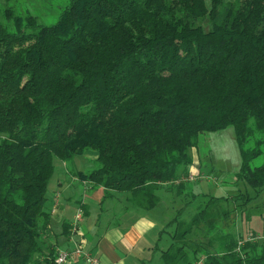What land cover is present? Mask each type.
Masks as SVG:
<instances>
[{
  "label": "trees",
  "instance_id": "1",
  "mask_svg": "<svg viewBox=\"0 0 264 264\" xmlns=\"http://www.w3.org/2000/svg\"><path fill=\"white\" fill-rule=\"evenodd\" d=\"M32 2L56 22L22 0L0 6V264H55L40 242L57 161L96 152L94 170L71 174L103 188L102 204L117 196L145 213L162 185L187 194L190 150L228 127L235 181L251 191L202 195L155 252L164 264H264V237L235 230L264 192V165H252L264 155V0Z\"/></svg>",
  "mask_w": 264,
  "mask_h": 264
},
{
  "label": "crops",
  "instance_id": "2",
  "mask_svg": "<svg viewBox=\"0 0 264 264\" xmlns=\"http://www.w3.org/2000/svg\"><path fill=\"white\" fill-rule=\"evenodd\" d=\"M189 157V173L194 170L202 175L203 164L199 151L191 149ZM69 176L66 175V181L60 177L48 195L46 208L50 222L42 232L40 242L44 253L72 250L82 244L87 252L100 259L101 264L152 263L162 230L157 241L152 233L165 225V222L151 217L159 204L145 213L124 205L117 196L102 204L105 196L103 188L94 189L92 184L82 182L72 174ZM162 186L163 189L171 190L168 185ZM95 203L100 205V212L96 211L97 216L91 221ZM81 206L88 207L87 216ZM78 212H82L83 218L73 231L74 218ZM74 264L84 263L77 259Z\"/></svg>",
  "mask_w": 264,
  "mask_h": 264
},
{
  "label": "rangeland",
  "instance_id": "3",
  "mask_svg": "<svg viewBox=\"0 0 264 264\" xmlns=\"http://www.w3.org/2000/svg\"><path fill=\"white\" fill-rule=\"evenodd\" d=\"M22 1H25V6H28L27 8L30 9L34 15H41L43 23L51 24L56 22L57 13L51 14L50 9L40 6L38 3H33V0ZM0 6L2 8L6 6L5 0H0ZM49 8H52V6ZM199 154L203 164L201 172L202 178L189 181L186 184L187 194L177 195L175 189L166 190L163 188L160 189L158 193L161 201L157 208L153 210L151 217L154 218V220H161V223L165 222V225L152 233V236H156V241L159 238V232L163 230L171 220L178 216V212L181 209L184 210L179 215V220L182 222H190L193 216L198 212L201 203L207 200V198L202 195L207 194L218 198L233 197L240 192L246 193L251 191L246 183H238L235 181V175L239 173L241 168L242 158L233 127L202 135ZM96 158V152L87 151L67 165L57 161L56 173L49 185L48 195L50 196L60 177H62V180L66 181V175L68 177L71 173L73 174L81 171L87 173L94 170ZM252 165L257 167L263 166L264 155L256 159ZM196 172L193 170V173ZM193 195L201 196L193 199ZM252 198L248 207H246L243 212L237 213L236 217L238 220L235 230L240 232L246 239L252 236L250 233L262 239L264 237V192L257 196L254 194ZM98 206H100L98 203L93 205V211L90 217L91 221L97 216V213L100 212ZM96 211L98 212L96 213ZM104 218L105 217H103V220ZM174 231L175 226L168 229V234H161L160 241L157 242L158 248L166 250L171 245V235ZM152 258V264H164L160 252H154Z\"/></svg>",
  "mask_w": 264,
  "mask_h": 264
},
{
  "label": "built area",
  "instance_id": "4",
  "mask_svg": "<svg viewBox=\"0 0 264 264\" xmlns=\"http://www.w3.org/2000/svg\"><path fill=\"white\" fill-rule=\"evenodd\" d=\"M200 172L190 173L189 177L184 181H194L198 178H202ZM83 214L78 212L74 218L73 231H75L79 222L82 221ZM257 238L249 237L248 241L253 242ZM243 243V242H241ZM80 259L84 264H101L100 259L84 249L82 244L76 245L72 250H59L55 256V264H74V262Z\"/></svg>",
  "mask_w": 264,
  "mask_h": 264
}]
</instances>
